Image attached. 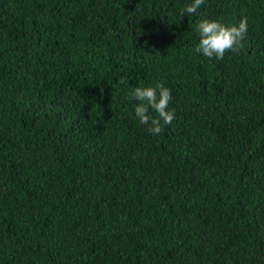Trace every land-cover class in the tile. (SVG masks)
Returning <instances> with one entry per match:
<instances>
[{
	"label": "trees",
	"instance_id": "1",
	"mask_svg": "<svg viewBox=\"0 0 264 264\" xmlns=\"http://www.w3.org/2000/svg\"><path fill=\"white\" fill-rule=\"evenodd\" d=\"M190 2L0 0V264H264V0ZM157 82L152 135L130 93Z\"/></svg>",
	"mask_w": 264,
	"mask_h": 264
},
{
	"label": "clouds",
	"instance_id": "2",
	"mask_svg": "<svg viewBox=\"0 0 264 264\" xmlns=\"http://www.w3.org/2000/svg\"><path fill=\"white\" fill-rule=\"evenodd\" d=\"M204 0H191L182 10L181 14L196 15ZM248 30L247 17H242L238 25H226L216 19L204 18L198 21V43L195 52L208 59L223 60L229 51H237L243 46L245 34ZM120 83H126L121 78ZM138 103L134 107L135 116L139 122L146 126L152 135L162 131V123L170 124L175 118V110H169L168 105L172 99L171 90L163 82L155 86H138L130 93Z\"/></svg>",
	"mask_w": 264,
	"mask_h": 264
}]
</instances>
